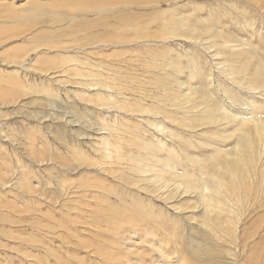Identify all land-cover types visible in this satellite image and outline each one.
<instances>
[{
    "label": "rangeland",
    "instance_id": "1",
    "mask_svg": "<svg viewBox=\"0 0 264 264\" xmlns=\"http://www.w3.org/2000/svg\"><path fill=\"white\" fill-rule=\"evenodd\" d=\"M12 1L0 16L29 19L0 24V264H264V137L234 194L202 200L264 127V0H141L72 26Z\"/></svg>",
    "mask_w": 264,
    "mask_h": 264
},
{
    "label": "bare ground",
    "instance_id": "2",
    "mask_svg": "<svg viewBox=\"0 0 264 264\" xmlns=\"http://www.w3.org/2000/svg\"><path fill=\"white\" fill-rule=\"evenodd\" d=\"M138 1H141V0H94V1H89V0H81V2L82 3H78L77 4V6H75V5H72L73 7H76L78 10L77 11H71L70 10V5H69V3H73L74 1H71V0H69V2H68V0H66V2L65 3H63V4H65V7H62V6H57V5H55L57 8H58V11H56V12H53V11H51V12H49V13H45V8H44V6H42V5H40L39 3H38V1L37 0H35V1H28L29 2V4H31L32 6H34V10L33 9H30V14L32 15V16H34L35 14L36 15H49V16H51V18H53L54 20H57V21H60V20H62V21H64V20H68L69 22H70V26H72V25H74L73 23H72V18H74V17H76V16H83V12L85 11V12H87V13H89V14H94V15H97V16H99V18L100 19H103V15H105V13H107V12H115V5H117V4H120L121 3V8H117V10H119V11H121L122 10V8L123 7H127V6H129V4L130 3H132V2H138ZM80 2V1H79ZM123 2V3H122ZM168 2V1H167ZM15 2H14V0L10 3V4H8L7 2H5V6H10V7H12V5L14 4ZM126 3V4H125ZM134 4V3H133ZM4 6V5H3ZM118 7V6H117ZM120 7V6H119ZM6 11V10H5ZM3 12V11H2ZM15 12V10L14 9H7V13H6V15L5 16H3V17H1L0 16V24H3L4 25V23H7V22H10L11 21V23H14V22H19V21H24V20H26V19H29L28 17H24V18H22V16H13L12 15V13H14ZM0 14H2V13H0ZM29 14V15H30ZM34 14V15H33ZM55 15H57V17H55ZM38 17V16H37ZM39 18L41 19V17L39 16ZM50 18V17H49ZM21 19H24V20H21ZM47 21H50L51 22V19H48ZM49 22V23H50ZM27 23V22H26ZM29 23V22H28ZM176 31V30H175ZM178 33H179V31H178ZM182 36V35H181ZM18 59V58H17ZM22 59V58H21ZM22 64V63H21ZM74 70V69H73ZM195 71H196V69H195ZM198 72L199 71H197L196 73L198 74ZM197 74H195V75H197ZM18 77V76H17ZM259 79V78H258ZM253 83V82H252ZM15 84V83H14ZM85 85V84H84ZM98 85V84H97ZM96 85V86H97ZM86 86H88V85H86ZM99 87H100V85H98ZM94 87V86H93ZM88 88V87H87ZM102 88V87H101ZM44 92V91H43ZM49 92V91H48ZM53 92V91H52ZM98 94V93H97ZM51 95V94H50ZM95 95V94H94ZM100 95H102L101 93H100ZM85 96H87V94L85 95ZM93 96V95H92ZM102 97H104V96H102ZM101 96L100 97H98V98H102ZM98 98H96V99H98ZM108 99H109V97H108ZM102 100V99H101ZM112 100V99H111ZM111 100H108V101H111ZM99 101V100H98ZM107 100H106V102H108ZM112 103H113V100L111 101ZM117 102V101H116ZM103 102H101V103H97L98 105L99 104H102ZM109 103V102H108ZM108 103H105L106 105H108ZM111 103V104H112ZM118 103V102H117ZM117 103H116V105H117ZM104 104V103H103ZM100 106V105H99ZM102 106V105H101ZM109 106H110V104H109ZM103 107V106H102ZM101 107V108H102ZM115 107V106H114ZM120 107V106H119ZM119 107H115V108H118L119 109ZM122 108V107H121ZM261 122V121H260ZM259 125H261V126H264V123H258ZM257 126V125H256ZM107 131V130H106ZM109 131V130H108ZM261 138V137H264V127L262 128V129H260V130H258L257 132H255V135L253 136V137H250V138H248L246 141H244L242 144H240V145H238L236 148H235V152H238L237 154H236V156H235V160H233L232 161V163H225L223 166H221V167H219V168H221V170H220V172H218L213 178H212V181H211V183L209 184L208 183V186H206V187H204V189H203V201H205V200H207L208 201V203L210 202H213L214 201V197H216L217 199L219 198V200H220V197L218 196V194H220L221 192H225V193H228V194H234V193H232L231 192V190H232V186L236 183L237 185H238V181H239V179L241 180V183L243 184V182H245V180H243V182H242V179H244V174L245 173H243L242 172V170L245 168V167H249L250 168V166H252V167H254L255 168V166L257 167V165H255L257 162L255 161V158H253V155L255 154V155H257V157L259 156L258 154H257V152H255V149H256V139L257 138ZM104 139V138H103ZM108 140V139H107ZM258 140V139H257ZM260 140V139H259ZM104 142H107L108 143V141H105V140H103ZM110 142V141H109ZM151 145V144H150ZM107 146V145H106ZM110 146V145H109ZM116 146V145H115ZM118 146V148H120L119 147V145H117ZM116 146V147H117ZM99 148V147H98ZM111 149V148H110ZM112 149H114L113 147H112ZM111 149V150H112ZM106 150H107V148H106ZM115 151L113 152V155L115 154V155H120L121 153H120V151L119 150H117V148L116 149H114ZM76 152L77 151V154H82L84 151H82L81 150V148H79L78 150H73L72 152ZM78 151H81L80 153H78ZM95 151V150H94ZM99 152V151H98ZM101 152V151H100ZM235 152H234V154H235ZM108 153V152H107ZM110 153V152H109ZM85 154V153H84ZM106 154V153H105ZM112 154V153H111ZM111 154H109V157H110V155ZM81 156V155H80ZM83 156H85V155H83ZM87 157H88V155H86ZM85 156V157H86ZM87 157H86V159H87ZM108 157V158H109ZM111 158H114V157H111ZM118 158H119V156H118ZM85 159V158H84ZM231 159V158H230ZM229 160V159H228ZM81 161H83V160H81ZM230 161V160H229ZM228 161V162H229ZM257 161H258V158H257ZM250 165V166H249ZM254 168H250L251 170L252 169H254ZM217 170V169H216ZM249 170V169H248ZM255 170H256V168H255ZM17 171V170H16ZM244 171V170H243ZM245 171H246V169H245ZM251 171H249L248 172V174L250 173ZM253 172H255L254 170H253ZM8 174V173H7ZM27 174V173H26ZM26 174H24L23 176H22V178H21V180H20V183H22L23 181H24V179H25V175ZM247 174V175H248ZM262 174H264V170L262 171ZM22 175V174H21ZM246 175V176H247ZM246 176H245V178H246ZM264 176V175H263ZM26 177H27V175H26ZM229 180V181H228ZM247 180V179H246ZM249 183V182H248ZM246 186V185H245ZM187 188L188 189H191V188H193V184L191 183V182H188L187 183ZM212 188H214L215 189V193H211L212 192ZM239 188V187H238ZM237 188V189H238ZM244 188L245 187H243V191H244ZM246 189V188H245ZM244 192H246V190L244 191ZM165 195V194H164ZM163 195V196H164ZM206 201V202H207ZM55 202V201H54ZM240 219H241V217H236L233 221H231V226H232V232L235 234L236 233V230H237V226H238V222H240ZM69 231V230H68ZM49 248V247H48ZM28 259V258H27Z\"/></svg>",
    "mask_w": 264,
    "mask_h": 264
}]
</instances>
